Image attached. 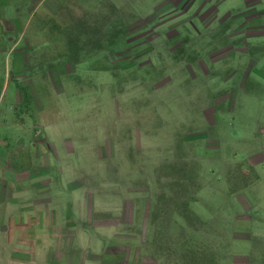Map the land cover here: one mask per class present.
<instances>
[{"label":"rangeland","instance_id":"1","mask_svg":"<svg viewBox=\"0 0 264 264\" xmlns=\"http://www.w3.org/2000/svg\"><path fill=\"white\" fill-rule=\"evenodd\" d=\"M26 181L61 264H264V0H0V214Z\"/></svg>","mask_w":264,"mask_h":264},{"label":"crops","instance_id":"2","mask_svg":"<svg viewBox=\"0 0 264 264\" xmlns=\"http://www.w3.org/2000/svg\"><path fill=\"white\" fill-rule=\"evenodd\" d=\"M31 185L26 181L9 196V207L0 214L4 217V224L0 226V264L65 263L64 258H68L76 244V223L69 217L60 219L55 208H43L47 203L35 200L28 192ZM91 213L84 208L76 209V214L85 216L83 230L92 224ZM69 261L67 259V264Z\"/></svg>","mask_w":264,"mask_h":264}]
</instances>
